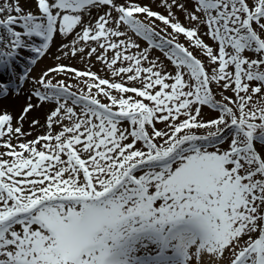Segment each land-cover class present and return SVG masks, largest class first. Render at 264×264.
Segmentation results:
<instances>
[{
  "label": "snow or ice",
  "instance_id": "6c2138e0",
  "mask_svg": "<svg viewBox=\"0 0 264 264\" xmlns=\"http://www.w3.org/2000/svg\"><path fill=\"white\" fill-rule=\"evenodd\" d=\"M0 75V264H264V0H0Z\"/></svg>",
  "mask_w": 264,
  "mask_h": 264
},
{
  "label": "rangeland",
  "instance_id": "374dc122",
  "mask_svg": "<svg viewBox=\"0 0 264 264\" xmlns=\"http://www.w3.org/2000/svg\"><path fill=\"white\" fill-rule=\"evenodd\" d=\"M159 10L163 11L162 8ZM205 39L208 38L205 37ZM141 45L146 47L147 42L141 41ZM53 51H55V49H53ZM155 51L158 52L157 55L160 54L159 50ZM46 61H48V63H53L50 58L46 59ZM62 62L68 63L66 60ZM72 63H75L78 68L84 67V65H81L76 61H73ZM97 67L99 69L97 70L101 75H107L102 71L99 65ZM1 78L6 79L7 77L5 75ZM157 126H161L159 122H157ZM32 138V136L29 137V139ZM2 150L4 149L0 146V151ZM158 203L159 202H157V206ZM149 224H151L150 221L146 222L130 219L125 225L121 226V238L116 249V258L119 261V264H155L165 240H168L171 245V247L164 253V255L169 258L170 264H181L180 248L182 246V241L180 233L186 226L183 224L175 226L167 224L160 225L158 223L149 226Z\"/></svg>",
  "mask_w": 264,
  "mask_h": 264
},
{
  "label": "bare ground",
  "instance_id": "6f19581e",
  "mask_svg": "<svg viewBox=\"0 0 264 264\" xmlns=\"http://www.w3.org/2000/svg\"><path fill=\"white\" fill-rule=\"evenodd\" d=\"M142 47H144L143 45H142ZM111 54V53H110ZM156 54H158V52H156ZM52 61V60H51ZM45 63H48V61H46V59H45V61H44ZM98 66V65H97ZM96 66V67H97ZM97 69H98V67H97ZM99 70V69H98ZM107 75L106 76H110L111 74L110 73H106ZM3 76H5V75H0V79H2L1 77H3ZM25 127H26V129H27V127H28V125H27V123L25 124Z\"/></svg>",
  "mask_w": 264,
  "mask_h": 264
}]
</instances>
